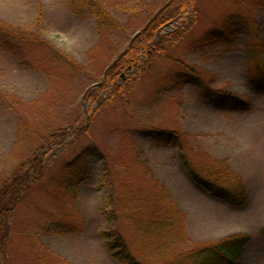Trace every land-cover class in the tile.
Here are the masks:
<instances>
[{
	"label": "rangeland",
	"instance_id": "374dc122",
	"mask_svg": "<svg viewBox=\"0 0 264 264\" xmlns=\"http://www.w3.org/2000/svg\"><path fill=\"white\" fill-rule=\"evenodd\" d=\"M170 1L97 0L113 20L101 28L84 0H0V176L44 155L58 171L93 152L78 188L57 198L42 193L46 172L17 205L0 264H118L104 237L111 216L150 264H188L192 250L245 234L252 242L240 264H264V90L252 83L255 65L264 67V0H197L192 29L168 56L141 57L150 61L149 72L130 91L107 101L112 89L105 90L99 111L103 102L88 99ZM210 32L220 42L204 45ZM187 67L249 110L206 103L196 86L180 81ZM154 130L179 133L196 170L223 164L240 178L249 196L244 207L198 187L177 145L145 136ZM61 135V149L48 151Z\"/></svg>",
	"mask_w": 264,
	"mask_h": 264
},
{
	"label": "trees",
	"instance_id": "16d2710c",
	"mask_svg": "<svg viewBox=\"0 0 264 264\" xmlns=\"http://www.w3.org/2000/svg\"><path fill=\"white\" fill-rule=\"evenodd\" d=\"M84 1L99 22V27L104 28L109 22L113 21L97 0ZM196 1L171 0L159 9L145 29L136 36L135 42L137 43L130 46L128 51L123 53L121 57H118L114 66L108 69L107 78L101 83L99 89L96 92L92 90L88 93L90 95L88 99H91L95 104L99 103V101H101L100 103L103 102L98 106L97 111L105 106L106 100L103 99L105 90L112 89L109 92L111 98L107 101L116 97L120 98L131 90L130 86L132 82H135V79L138 80L141 76H145L149 72L150 61L142 63L143 61L140 60L141 57H151L149 54L152 53V55H156L158 59H161L162 57L168 56L169 49L182 41L184 35L192 29L196 21V12L190 13V10L196 8ZM174 2H177V6L170 8ZM175 21H177L176 25L174 24ZM168 27H171L170 30H168ZM205 36L207 37L200 41L204 45H213L220 42L216 33L210 32ZM225 38H227L226 35L222 37L223 40ZM255 66V78L251 76L253 78V87L257 91H263L264 71L262 68L264 67L260 66V64H256ZM136 68H138L139 73H134ZM128 69L133 71L130 77ZM186 69L187 71L180 77V81L183 84L188 83L196 86L209 105L215 107L217 110H249V106L244 100L238 99L230 92L226 93L218 89H212L200 77L196 69L189 67ZM122 75L126 76L125 80H122ZM29 128L31 129L32 127ZM31 130L34 129L32 128ZM144 134L156 143H173L177 145L179 147L178 155L181 158L185 170L189 173L195 184L201 187L209 196L235 208H243L248 202L249 196H247V189L243 185L242 180L225 169L223 164L199 171L196 170L190 163L187 155L184 154L183 146L180 144L181 135L179 133L154 130L145 131ZM65 136H59L57 142L49 145L50 148L48 151L52 152L51 149L56 147L55 150H57V148L63 146L66 142L64 140ZM50 137L48 134L47 138ZM60 139L63 142H60ZM96 153L99 159H104L102 151L100 152L96 149ZM90 155H93L91 149L84 150L73 160L63 162L58 171H54L53 168L51 169L49 167L51 158L45 160L44 155L43 158L40 157L37 160L26 161L25 164L19 167L8 178L4 179V177L0 176V186L2 187V192L0 193L2 198L0 202V227L7 231L4 233L2 230L0 231V256H6L8 252L7 244L10 240V228L6 226L7 223L9 224L8 220L11 218L10 215L16 209L17 205L24 202L28 196L27 193L31 190L33 191L39 183L43 182L46 172H49V175L45 179L46 184L42 187V193L57 195L55 197L57 198L60 196L61 191L70 192L78 188L90 173L87 159ZM113 199V196H108L110 205H113ZM109 215H112V213H109ZM108 222L113 225L104 233V237L107 239L106 245L109 246L111 256L115 262L118 264H150L135 255L130 244L126 241L124 234L121 233L119 226L115 223V217H109ZM162 233L165 232L162 231ZM262 234L264 235V229ZM251 242L252 239L249 235H234L224 238L222 241L215 242L212 245L202 247L201 249L192 250V252L185 255L184 261L188 264H240L246 253V247Z\"/></svg>",
	"mask_w": 264,
	"mask_h": 264
}]
</instances>
